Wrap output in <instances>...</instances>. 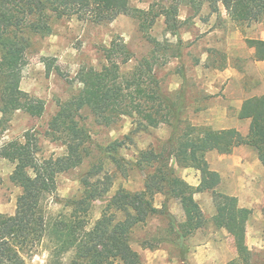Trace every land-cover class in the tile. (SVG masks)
<instances>
[{
    "label": "trees",
    "instance_id": "16d2710c",
    "mask_svg": "<svg viewBox=\"0 0 264 264\" xmlns=\"http://www.w3.org/2000/svg\"><path fill=\"white\" fill-rule=\"evenodd\" d=\"M132 1L0 0V98L11 101L13 110L43 115L44 100L30 97L20 88V70L26 62L31 36L50 34L53 18L76 16L103 23L120 14H128L148 30L164 15L168 28L178 36L184 23L179 18L180 5L188 3L200 10L209 2L212 11H218L222 4L237 26L264 21V0H162L157 11L155 3L146 10L134 6ZM151 41L156 47L154 54L137 60L130 71H122V65L131 61L134 53L124 41L117 39L104 48L106 62L101 69L87 66L80 69L77 74L83 85L80 93L62 103L50 121V131L64 138L65 154L41 156L38 140L30 131L24 134V140L13 139L0 147V157L15 164L11 180L22 188L15 213L0 212V264H26L44 243L49 250L47 264H142L141 253L132 245V232L155 215L169 219L174 242L182 251L181 258L189 264V248L185 241L205 224L195 194L205 191L214 193L217 210L214 224L226 229L233 238L237 255L228 264H254L247 241L253 210L241 206L238 196L218 191L221 174L211 169L206 154L212 150L230 154L235 147L248 145L264 163V92L250 95L242 103L239 118L251 119L246 136L235 127L195 126L185 117L188 112L186 88L169 92L158 77L155 67L161 63L155 60V52L160 50L162 43L154 37ZM246 43L254 49V58L264 61V39L247 37ZM83 109H89L96 121L105 126H114L125 117H133L137 122L136 131L164 124L173 128L163 151L148 148L140 152L135 164L149 169L144 189H119L95 223L91 221L90 209L93 201L111 190L114 177L109 171L103 175V171L93 173L98 179L95 184L87 183L84 199L64 200L57 194L59 174L81 166L92 152L89 150L91 135L78 119ZM5 129L0 119V135ZM123 144V141H115L107 150L118 162L117 153ZM96 147L104 150L101 145ZM178 166L200 170V183L187 182L177 173ZM158 193L165 196L162 208L155 205ZM51 199L63 203L71 212L52 216ZM171 199L180 202L185 215L183 221L169 211ZM119 212H124L123 219H118Z\"/></svg>",
    "mask_w": 264,
    "mask_h": 264
},
{
    "label": "rangeland",
    "instance_id": "374dc122",
    "mask_svg": "<svg viewBox=\"0 0 264 264\" xmlns=\"http://www.w3.org/2000/svg\"><path fill=\"white\" fill-rule=\"evenodd\" d=\"M161 2L133 0L132 4L148 10L155 3L157 11ZM179 18L184 23L179 28L178 36L170 31L164 15L159 16L148 30H144L139 20L128 14H120L114 20L103 23L81 20L76 16L53 18L50 34L31 36L26 62L20 70V88L30 97L44 100L45 111L42 116H36L24 110H13L11 101L0 98V119L6 126L0 135V147L13 139L24 140V134L30 131L38 140L41 156L65 154L67 146L64 138L50 131V121L62 103L80 93L83 86L77 78L80 69L84 66L102 68L106 62L104 48L114 39L124 41L134 53V58L122 65L124 72L133 69L137 60L154 54L156 47L151 37L162 43L160 50L157 48L158 52H155V60L161 63L156 65L155 70L167 91L178 92L186 88L188 112L185 117L195 126H208L206 122L209 120L214 122L213 126L224 124L221 122V109L222 106L232 107L231 100H234L237 84H246V96L264 92V67L258 64L253 48L246 43L247 37L264 39V21L237 26L222 4L218 11H212L209 2L200 10L182 3ZM222 65L225 67L220 68ZM231 67L237 68L242 78L230 77ZM78 119L91 135L89 150L92 152L81 166L59 174L57 194L64 200L84 199L87 183L95 184L98 179L93 173L103 171V175L109 171L114 177L113 186L106 196L93 201L90 209L91 221L95 223L105 210L108 200L119 189H144L149 169L139 168L135 164L140 152L148 148L163 151L173 128L164 124L136 131L137 122L133 117H125L114 126H105L96 121L89 109H83ZM115 141L124 142L117 153L120 162L107 152ZM96 145H101L104 150L100 151ZM14 167L15 164L9 159L0 157L2 213H15L18 197L22 193V188L11 180ZM187 168L190 167L178 166L177 173L184 177L188 174ZM193 169L190 175L194 176L195 181L200 180L201 172ZM245 184L251 192L245 188L242 197H239L240 205L253 210L248 222L247 241L253 263L264 264V176L259 182ZM196 197L203 210L205 224L185 241L189 248L188 262L228 264L237 255V251L228 231L218 228L213 222L217 211L214 193L205 191L197 193ZM164 201L163 194L155 196L158 208L163 207ZM168 207L179 221L184 220V211L178 200H169ZM49 209L54 217L59 213L67 215L71 212L69 207L52 199L49 201ZM124 216V212L118 213V219ZM173 236L169 219L155 215L133 229L132 245L141 253L142 264H185L180 246L174 242ZM48 257L49 250L44 243L28 258L26 264H47Z\"/></svg>",
    "mask_w": 264,
    "mask_h": 264
},
{
    "label": "crops",
    "instance_id": "0c3cea01",
    "mask_svg": "<svg viewBox=\"0 0 264 264\" xmlns=\"http://www.w3.org/2000/svg\"><path fill=\"white\" fill-rule=\"evenodd\" d=\"M257 62L260 66L264 67V61ZM220 73L223 74V72ZM230 73V77L234 76L235 78H242L240 77L242 76V73L237 68L231 67ZM247 91L248 89L246 87V84H237L235 87V95L233 97L234 100H231L232 107H229V105L225 107L222 106L223 109H221V111L223 112V118L221 119V122L224 124L218 127L213 126L214 122L210 120L206 122V124L214 129L235 127L239 130L242 136H246L249 133L251 119L239 118V111L244 99L248 97L246 96ZM213 112L215 113V111ZM205 117H208L207 119H210L207 115ZM206 159L209 162L211 169L218 171L221 174V182L218 186V189H220V191L224 193L236 195L238 196V198L242 197L241 195L242 192L245 191V188L248 189L247 191L251 192V189L248 188V185L245 184L246 182H259V180L264 176V164L259 159L256 150L248 145L237 146L230 154H221L217 150H212L207 152ZM193 168H187L189 169L187 171L188 174L186 173L183 178L192 185H198L201 181V178L200 180H194V176L190 175L194 170ZM259 184L260 183L257 184V187L259 186ZM253 189L254 188L252 187V190ZM196 194L195 199L198 201Z\"/></svg>",
    "mask_w": 264,
    "mask_h": 264
}]
</instances>
